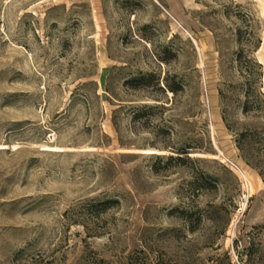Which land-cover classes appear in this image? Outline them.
<instances>
[{
  "label": "rangeland",
  "instance_id": "1",
  "mask_svg": "<svg viewBox=\"0 0 264 264\" xmlns=\"http://www.w3.org/2000/svg\"><path fill=\"white\" fill-rule=\"evenodd\" d=\"M0 264H264V0H0Z\"/></svg>",
  "mask_w": 264,
  "mask_h": 264
},
{
  "label": "trees",
  "instance_id": "2",
  "mask_svg": "<svg viewBox=\"0 0 264 264\" xmlns=\"http://www.w3.org/2000/svg\"><path fill=\"white\" fill-rule=\"evenodd\" d=\"M258 47H259V46H258ZM254 66H255V68H258V69L261 68V66H260L258 63H256V62H254Z\"/></svg>",
  "mask_w": 264,
  "mask_h": 264
}]
</instances>
